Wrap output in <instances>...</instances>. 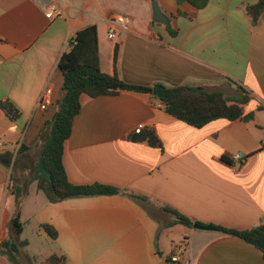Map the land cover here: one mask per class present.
I'll list each match as a JSON object with an SVG mask.
<instances>
[{"label": "crops", "instance_id": "0c3cea01", "mask_svg": "<svg viewBox=\"0 0 264 264\" xmlns=\"http://www.w3.org/2000/svg\"><path fill=\"white\" fill-rule=\"evenodd\" d=\"M259 1L208 0L199 9L177 0H0V154L16 156L11 167L0 163V244L10 238L15 193L23 189L21 221L53 225L57 240L41 230L67 264H264L261 252L240 238L173 225L162 210L240 231L264 225V13L252 25L246 12ZM154 2L169 23L154 20ZM112 15L132 19L114 38ZM90 25L98 28L102 72H111L117 49L126 84L250 96L241 119L202 128L169 114L153 93L81 97L63 157L69 181L147 197L156 218L123 195L51 204L25 167L36 166L41 136L58 111L60 59L71 38ZM47 88L51 104L41 109ZM3 102L13 103L21 117L11 120ZM140 124L142 133L155 132L158 144L134 139ZM0 264L11 262L0 254Z\"/></svg>", "mask_w": 264, "mask_h": 264}, {"label": "trees", "instance_id": "16d2710c", "mask_svg": "<svg viewBox=\"0 0 264 264\" xmlns=\"http://www.w3.org/2000/svg\"><path fill=\"white\" fill-rule=\"evenodd\" d=\"M179 3L188 2L202 9L208 0H177ZM246 12L252 25L258 23L264 13V0L247 6ZM59 69L64 75L62 94L58 100V111L54 118L47 123V130L41 136V157L36 163L34 181L43 191L51 204H58L68 199L91 198L99 196L123 195L143 204L148 214L156 218V206L144 196L130 193L113 186L102 184L75 185L68 179L63 157L65 144L72 134L76 116L82 108L81 97L88 95L92 98L116 95L121 91H136L153 93L159 85L154 87L134 86L124 83L118 71V50L112 56V68L109 74L102 72L100 67L99 36L96 25L87 26L78 31L69 41V51L60 59ZM166 96L160 99L165 110L175 118L197 128H202L210 122L219 119L236 121L244 115L243 105L250 101V96L243 92L235 98L227 96L221 91L207 92L195 87L181 86L165 88ZM5 114L13 121L21 117V111L11 102L1 103ZM246 119H252L248 115ZM138 141H148L152 145L158 144V138L153 130H148L134 138ZM264 149V148H263ZM27 149L23 148V152ZM27 192L20 189L15 193V215L11 224L10 238L0 244V254L6 256L11 264H25L21 258L25 257L24 248L29 245L27 240L21 241L26 223L21 221V210ZM165 214L173 219V225L182 224L188 227L200 225L208 229L217 230L240 238L258 249L264 259V225L250 230L227 229L214 224L193 222L187 216L169 207H163ZM41 228L52 240H57L59 233L50 224H43ZM28 263L29 260L27 259ZM66 255L53 254L45 264H67Z\"/></svg>", "mask_w": 264, "mask_h": 264}, {"label": "rangeland", "instance_id": "374dc122", "mask_svg": "<svg viewBox=\"0 0 264 264\" xmlns=\"http://www.w3.org/2000/svg\"><path fill=\"white\" fill-rule=\"evenodd\" d=\"M27 167V171L32 172L35 170V163H32L31 168ZM27 184L25 181L24 186ZM31 187V185H29ZM32 215V212L29 213ZM32 217V216H31ZM39 223L32 218L29 224L25 225L21 241L27 240L29 245L24 248L26 258L29 260L28 264H45L46 259L53 253H57V249L53 247L52 240L44 237Z\"/></svg>", "mask_w": 264, "mask_h": 264}, {"label": "built area", "instance_id": "2783aa9c", "mask_svg": "<svg viewBox=\"0 0 264 264\" xmlns=\"http://www.w3.org/2000/svg\"><path fill=\"white\" fill-rule=\"evenodd\" d=\"M56 10V6L52 5L49 9L50 14H54ZM108 24H109V36L111 38H114L119 29H128L129 26L132 23V19L129 16H123V15H112L108 18L107 20ZM52 89L51 88H47L45 90V92L42 94L41 98H40V108L41 109H46L47 106H49L51 104V99H52ZM145 124H140L137 126V128L134 130V133L137 135L142 134V132L145 129ZM237 160H240L241 157H237ZM174 261H177V259H173Z\"/></svg>", "mask_w": 264, "mask_h": 264}, {"label": "water", "instance_id": "95a60500", "mask_svg": "<svg viewBox=\"0 0 264 264\" xmlns=\"http://www.w3.org/2000/svg\"><path fill=\"white\" fill-rule=\"evenodd\" d=\"M152 9H153L154 20L156 22L163 23V24L169 23V20L163 14V12L161 11L160 6L157 2H154L152 4ZM153 94L157 98L163 99L166 96V90L164 87L160 86L154 90ZM15 161H16V156H14V154H12L11 152L0 154V163L5 165V166L11 167L15 163ZM195 228L208 229V228L202 227L200 225H196Z\"/></svg>", "mask_w": 264, "mask_h": 264}]
</instances>
